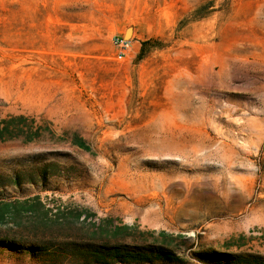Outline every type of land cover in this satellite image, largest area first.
<instances>
[{
    "label": "rangeland",
    "instance_id": "obj_1",
    "mask_svg": "<svg viewBox=\"0 0 264 264\" xmlns=\"http://www.w3.org/2000/svg\"><path fill=\"white\" fill-rule=\"evenodd\" d=\"M116 36L132 41L121 60ZM11 116L28 121L0 141V213L23 232L44 210L20 204L39 197L176 264H264V0H0ZM44 241L7 221L0 264H55Z\"/></svg>",
    "mask_w": 264,
    "mask_h": 264
},
{
    "label": "trees",
    "instance_id": "obj_2",
    "mask_svg": "<svg viewBox=\"0 0 264 264\" xmlns=\"http://www.w3.org/2000/svg\"><path fill=\"white\" fill-rule=\"evenodd\" d=\"M14 121L26 122L28 119L23 116H11L9 120H1L0 141L14 139L10 136L12 131L10 124ZM74 145L86 152L90 151L85 141L77 136L75 137ZM46 171L45 169L41 171L40 176L42 175V179H45ZM21 180L22 176H17L14 180H11L10 185L21 186ZM32 182L34 180H31ZM15 205L16 203H12L5 205V207L11 208ZM20 205L23 207L29 206L31 211L43 208L44 214L37 219L38 221L36 220L38 225L37 233L28 230L25 232L30 235L31 240L38 243L43 240L57 242L56 245H52L49 252V258L55 264H156V261L176 264V262L180 261L170 250H159L158 252L156 251L157 253H149L136 250L137 248L132 249L129 244V231L131 228L128 225H124L122 222L109 217L99 218L91 210L79 207L76 209H62L61 206H55V210H45V205L41 203L39 197L26 200ZM51 214L53 216L50 217ZM7 221L10 222L14 231H20L22 235L25 233L22 231L25 226H23L21 215L12 212L6 215L0 213V228L6 225ZM13 234L16 237L19 235L16 232ZM160 236L165 241L175 239L173 235L165 232H162ZM179 238L185 239L184 236ZM207 261L213 260L207 258Z\"/></svg>",
    "mask_w": 264,
    "mask_h": 264
},
{
    "label": "built area",
    "instance_id": "obj_3",
    "mask_svg": "<svg viewBox=\"0 0 264 264\" xmlns=\"http://www.w3.org/2000/svg\"><path fill=\"white\" fill-rule=\"evenodd\" d=\"M114 45L118 50V59L120 60L126 57L132 49V41L120 36L114 38Z\"/></svg>",
    "mask_w": 264,
    "mask_h": 264
}]
</instances>
